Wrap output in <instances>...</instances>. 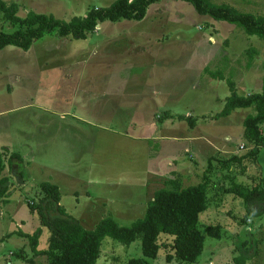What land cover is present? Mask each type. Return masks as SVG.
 Here are the masks:
<instances>
[{"label": "rangeland", "instance_id": "374dc122", "mask_svg": "<svg viewBox=\"0 0 264 264\" xmlns=\"http://www.w3.org/2000/svg\"><path fill=\"white\" fill-rule=\"evenodd\" d=\"M6 1L17 4L20 17L34 11L69 20L114 0ZM211 1L264 15V0ZM0 29H15L1 12ZM263 70V39L183 0H158L138 20H104L86 38L51 31L28 50L0 49V148L5 162L10 152L20 156L0 174L8 177V200L0 199V264H47L17 233L41 226L29 205L41 197V182L58 186L60 204L84 228L108 215L128 226L167 179L200 182L209 158V201L199 214L204 244L195 262L175 259L170 245L146 258L140 237L129 245L104 237L97 264L138 257L152 264H237L241 255L245 264H264V203L248 214L243 198L218 187L223 179V186H264V145L245 163L247 174L219 162L251 148L243 121L255 110L217 116L228 82L239 95L259 92ZM210 224L221 226L220 238L205 233ZM41 228L38 249L47 247L48 230ZM159 240L171 243L172 236Z\"/></svg>", "mask_w": 264, "mask_h": 264}, {"label": "trees", "instance_id": "16d2710c", "mask_svg": "<svg viewBox=\"0 0 264 264\" xmlns=\"http://www.w3.org/2000/svg\"><path fill=\"white\" fill-rule=\"evenodd\" d=\"M158 0H114L106 7H93L84 16H73L69 20L56 18L52 14L42 12H28L24 17L16 14L17 4L0 0V12L3 20L15 26L12 31L0 29V49L8 45L28 50L32 43L46 33L56 31L59 36H70L75 39L86 38L98 23L104 20L117 21L124 19H141L146 14L150 4ZM191 3L197 13L208 15L215 20L232 23L249 35H256L264 40V15L243 12L227 3H215L211 0H183ZM251 58V57H250ZM264 71V70H263ZM230 94L226 97L223 109L217 116L228 115L235 108L253 106L254 114H249L243 121V136L251 148L243 154H232L228 158H221V168L238 167V175L247 174V161H254L260 146L264 145V131L261 122L264 121V73L262 88L259 92L239 95L235 85L229 81ZM178 118H184L178 115ZM192 125L194 120L186 117ZM0 148V174L7 163L13 158L20 160L15 152H10L6 162ZM246 159V160H244ZM235 165V166H234ZM214 167L208 159V167L200 182L181 185L176 178L167 179L168 187L159 188L149 200L143 217L136 219L128 226L120 225L110 215L104 216L92 229H86L80 221L67 213L60 204V191L57 185L44 181L39 184L41 197L30 201V209L36 213L40 225L48 230L47 247L38 249L41 226L32 233L18 230L19 235L29 240L34 255H44L47 264H97L100 256V246L104 237H110L122 244L129 245L140 237L142 255L155 258L161 246L170 245L174 250L175 259L182 262H195L204 244V234L199 229V214L207 208L209 197V170ZM232 169V168H231ZM207 173V174H206ZM233 176L222 174L221 179ZM8 177L0 175V199L7 202ZM220 182V183H219ZM221 191L233 193L243 198L247 213L257 210L256 206L264 203V186L259 184L244 185L231 182L223 186L219 181ZM215 188V187H214ZM244 215L242 222L246 220ZM205 233L220 238L221 226L210 224L205 227ZM172 236L171 243L160 241V235ZM170 243V244H169ZM167 260L171 255L166 256ZM244 256L236 257L237 264H245ZM31 260V259H30ZM125 264H152L141 258H129Z\"/></svg>", "mask_w": 264, "mask_h": 264}, {"label": "crops", "instance_id": "0c3cea01", "mask_svg": "<svg viewBox=\"0 0 264 264\" xmlns=\"http://www.w3.org/2000/svg\"><path fill=\"white\" fill-rule=\"evenodd\" d=\"M181 184H182V183H181ZM151 198H152V196H151ZM151 198H150V199H151ZM150 199H149V200H150Z\"/></svg>", "mask_w": 264, "mask_h": 264}]
</instances>
